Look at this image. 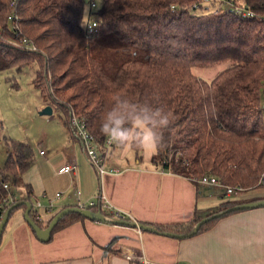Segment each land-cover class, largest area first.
<instances>
[{"label":"trees","instance_id":"obj_1","mask_svg":"<svg viewBox=\"0 0 264 264\" xmlns=\"http://www.w3.org/2000/svg\"><path fill=\"white\" fill-rule=\"evenodd\" d=\"M10 1L0 0V72L35 64L34 87L51 101L70 134L76 137L71 118L82 121L102 169L105 157L117 151L100 131L103 117L114 98L124 96L170 114L164 147L150 158L152 165L189 179L196 188L202 176H214L220 196H229L194 209L184 223L144 224L160 234L190 237L247 210L227 208L264 200V0H95L85 18L84 0H14V7ZM89 14L99 25L86 37ZM223 61L227 66L210 80L192 71ZM4 143L0 221L14 203H32L34 192L23 175L36 163L30 142L4 137ZM133 155L141 161L140 150ZM254 192L259 195L249 196ZM99 202L100 196L84 207L102 212ZM25 208L23 203L13 207L8 219ZM36 215L31 208V219L45 228L54 214L44 223ZM84 218L67 213L51 234ZM203 218L209 219L192 233Z\"/></svg>","mask_w":264,"mask_h":264},{"label":"crops","instance_id":"obj_2","mask_svg":"<svg viewBox=\"0 0 264 264\" xmlns=\"http://www.w3.org/2000/svg\"><path fill=\"white\" fill-rule=\"evenodd\" d=\"M63 134L60 146L47 156L40 149L41 157L23 175L34 192L32 203L46 204L47 197L60 192L50 212L37 210L43 223L63 207L78 201L86 205L104 196L113 209L137 222L178 224L190 220L194 209L214 206L229 197L222 198L218 186L200 184L196 188L189 179L156 168L143 153L140 162L133 154L106 156L100 173L88 161L80 139L66 129ZM65 164L75 165L74 170L57 173ZM111 167L118 171L110 172ZM254 193L249 196L259 195ZM102 204V221L77 220L45 242L36 238L18 210L21 217L18 212L12 214L1 235L0 264H92L100 252L120 255L113 245L122 242L138 243L136 256L168 264H264V207L232 213L203 232L177 237L113 222L112 211Z\"/></svg>","mask_w":264,"mask_h":264},{"label":"rangeland","instance_id":"obj_3","mask_svg":"<svg viewBox=\"0 0 264 264\" xmlns=\"http://www.w3.org/2000/svg\"><path fill=\"white\" fill-rule=\"evenodd\" d=\"M214 2L215 0L212 3ZM87 8L86 3L84 18ZM226 66L227 62L223 61L207 66L197 65L192 71L203 79L210 80ZM35 69V64H31L18 72L14 69L0 72V165L6 156L4 137L30 142L36 153V161L41 157L38 152L40 149L47 156L60 146L59 142L64 137L65 128L58 111L52 109L50 114H40L45 106L52 108L53 105L34 87L32 79ZM15 82L18 87H13ZM16 212L21 217V212L14 213ZM143 232L146 233V230Z\"/></svg>","mask_w":264,"mask_h":264},{"label":"clouds","instance_id":"obj_4","mask_svg":"<svg viewBox=\"0 0 264 264\" xmlns=\"http://www.w3.org/2000/svg\"><path fill=\"white\" fill-rule=\"evenodd\" d=\"M170 123V114L163 107L116 96L103 117L100 131L115 145L118 157L124 158L140 150L145 158L150 159L164 147L163 131ZM113 247L119 248L120 255L100 252L92 264H133L138 243L132 246L122 242Z\"/></svg>","mask_w":264,"mask_h":264},{"label":"built area","instance_id":"obj_5","mask_svg":"<svg viewBox=\"0 0 264 264\" xmlns=\"http://www.w3.org/2000/svg\"><path fill=\"white\" fill-rule=\"evenodd\" d=\"M87 5H88V9L91 11V10H94V8L96 7V3H95V0H87L86 1ZM10 6L11 7H14L15 6V2L14 0H11L10 1ZM241 10L240 8H238V11ZM246 14H248L249 16H252V13H248L246 12ZM13 17V15H9L8 16V19H11ZM98 25H99V21H97L95 19V17L91 16L90 14L87 16V20H86V23H85V26H84V31H85V36L86 37H90L92 36L96 31H97V28H98ZM71 123L72 125L75 127V134H76V137L78 139H80V141L82 142L83 144V147H84V150L87 152V155H88V158H89V161L91 163H93L94 165L97 166V169L100 173H102L103 169L100 165V162H99V159H98V156H97V152H96V146L94 144V138L92 136V134H90L84 127V124L82 123V121H79L77 120L75 117H72L71 118ZM107 143H109V139H107L106 141ZM41 153H43V151H41ZM74 165L72 164H65L61 167H59L57 169V173H65V172H69V171H72L74 169ZM110 172H116L118 171L116 168H112L109 170ZM260 180L262 182H264V172L261 174L260 176ZM198 182L202 183V184H212V185H217L219 184L218 180L216 177L214 176H211V175H204L202 176L200 179H198ZM5 186V185H4ZM227 192L228 193H231L232 192V189L227 187ZM45 196V195H43ZM60 196V192H57L55 194V197H59ZM46 197V196H45ZM54 197V198H55ZM54 198H49L47 197V202L46 204H43L40 200H36L32 203V208L34 210H39V209H43L45 211H51L54 206H55V203H54ZM100 202H102L103 206L107 209H113V206L107 202V200L104 198V196H100ZM93 201H89L86 205L84 203H81V201H78V206L79 207H84V206H88V205H93ZM115 210L114 211V215H111L112 218L114 219H126V218H129L130 220H133L131 217H129V215L127 213H124L118 209H113ZM102 216L104 217V215L102 214ZM40 215L39 213H37L36 215V218L38 220H40ZM168 264L166 262H163V261H156V260H153V259H149L145 256H136V259L135 261L133 262V264ZM254 264H258V263H254Z\"/></svg>","mask_w":264,"mask_h":264},{"label":"water","instance_id":"obj_6","mask_svg":"<svg viewBox=\"0 0 264 264\" xmlns=\"http://www.w3.org/2000/svg\"><path fill=\"white\" fill-rule=\"evenodd\" d=\"M85 2L87 0H84ZM52 112V108L50 106H45L41 111L40 114H50ZM21 203L25 204L26 208L23 212V217L25 219V221L31 226V228L33 229L36 238L41 241V242H45L48 241L50 239L51 236V231L53 229V227L55 226V224L58 222V220L64 216L67 213L70 212H76L80 215H82L85 218L88 219H92V220H97V221H102L104 219V217L102 216V214L100 213V211L98 212H93L88 208L85 207H79V206H66L62 209H60L59 211H57L53 217L51 218V220L49 221L48 225L45 228H41L39 227L29 216V211L32 208V203L29 201H19L14 203L12 206H10L8 209H6L4 211L3 217L0 221V237L2 234V230L4 228V226L7 223L8 220V216H9V212L10 210L15 207L20 205ZM264 206V200H259V201H253V202H246V203H242V204H238L235 205L233 207H229L226 209V212L232 211V210H236V209H249V208H256V207H261ZM220 214H216V215H212V217H216L219 216ZM209 218H203L201 219L195 226L194 229L192 231V233H195L198 228L201 226V224H203L204 222H206ZM113 222L116 223H122V224H128L138 230L141 229H148V230H152L154 232H157V230L154 227L145 225L141 222H137L134 219L133 220H128V219H114L113 218ZM158 233V232H157ZM164 234H168V233H164ZM171 236H177L179 237L180 235H175V234H168Z\"/></svg>","mask_w":264,"mask_h":264}]
</instances>
